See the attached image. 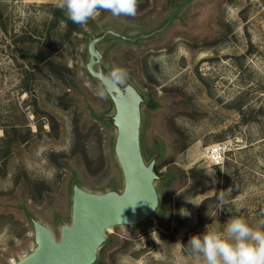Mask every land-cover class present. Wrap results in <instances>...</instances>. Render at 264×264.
Wrapping results in <instances>:
<instances>
[{
  "label": "rangeland",
  "instance_id": "374dc122",
  "mask_svg": "<svg viewBox=\"0 0 264 264\" xmlns=\"http://www.w3.org/2000/svg\"><path fill=\"white\" fill-rule=\"evenodd\" d=\"M57 0H0V264L59 241L73 187L120 194L112 97L87 71L128 72L139 145L154 161L158 207L105 234L96 264H194L185 247L232 217L264 221V0H137L135 17L99 10L74 24ZM103 96V98H102ZM227 144L219 167L204 149ZM223 196L221 202L219 197Z\"/></svg>",
  "mask_w": 264,
  "mask_h": 264
},
{
  "label": "water",
  "instance_id": "95a60500",
  "mask_svg": "<svg viewBox=\"0 0 264 264\" xmlns=\"http://www.w3.org/2000/svg\"><path fill=\"white\" fill-rule=\"evenodd\" d=\"M89 46L87 71L112 97L117 112L113 125L118 129L114 151L123 175L120 194H88L73 187L69 227H62L59 241L38 223H33L36 247L17 264H95L105 234L118 226H135L147 220L158 207L154 188L157 179L154 161L144 162L139 145V96L134 89L105 82V74L93 66L99 57Z\"/></svg>",
  "mask_w": 264,
  "mask_h": 264
},
{
  "label": "clouds",
  "instance_id": "9594fccd",
  "mask_svg": "<svg viewBox=\"0 0 264 264\" xmlns=\"http://www.w3.org/2000/svg\"><path fill=\"white\" fill-rule=\"evenodd\" d=\"M55 6L69 21L80 25L94 18L99 10L116 18L137 14V0H57ZM127 79V70L115 66L104 77L113 86ZM219 199L224 201L223 196ZM185 247L194 264H264V221L254 227L241 217H232L223 224L222 231L206 226L202 234L192 235Z\"/></svg>",
  "mask_w": 264,
  "mask_h": 264
},
{
  "label": "built area",
  "instance_id": "2783aa9c",
  "mask_svg": "<svg viewBox=\"0 0 264 264\" xmlns=\"http://www.w3.org/2000/svg\"><path fill=\"white\" fill-rule=\"evenodd\" d=\"M227 152V144L219 143L205 148L203 156L211 167H219L223 164Z\"/></svg>",
  "mask_w": 264,
  "mask_h": 264
},
{
  "label": "trees",
  "instance_id": "16d2710c",
  "mask_svg": "<svg viewBox=\"0 0 264 264\" xmlns=\"http://www.w3.org/2000/svg\"><path fill=\"white\" fill-rule=\"evenodd\" d=\"M100 250H101V249H100ZM100 250H99V251H100ZM96 263H97V262H96ZM96 263H95V264H96Z\"/></svg>",
  "mask_w": 264,
  "mask_h": 264
},
{
  "label": "bare ground",
  "instance_id": "6f19581e",
  "mask_svg": "<svg viewBox=\"0 0 264 264\" xmlns=\"http://www.w3.org/2000/svg\"><path fill=\"white\" fill-rule=\"evenodd\" d=\"M109 230H110V229H109ZM109 230H108V231H109Z\"/></svg>",
  "mask_w": 264,
  "mask_h": 264
}]
</instances>
